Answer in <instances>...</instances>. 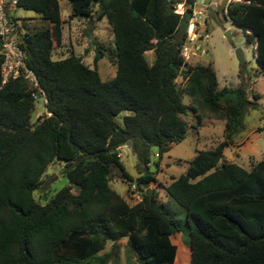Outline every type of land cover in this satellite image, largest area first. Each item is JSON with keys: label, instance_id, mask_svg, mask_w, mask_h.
<instances>
[{"label": "trees", "instance_id": "obj_1", "mask_svg": "<svg viewBox=\"0 0 264 264\" xmlns=\"http://www.w3.org/2000/svg\"><path fill=\"white\" fill-rule=\"evenodd\" d=\"M67 1L70 15L105 18L114 70L99 76V48L91 66L72 51L51 57L52 38L61 37L58 0H16V7L32 9L45 21L22 26L8 14L45 111L30 119L37 96L23 77L0 84V264H105L112 241L121 236L125 255H133L136 264H173L176 245L169 235L178 231V221L144 186L154 179L150 147L158 158L184 133L178 74L185 77L191 108L222 111L225 129L224 139L196 148L184 169L162 184L184 209L186 264H264V156L248 167L222 158L242 108L256 101L244 95L241 84L217 88L209 63L185 64L184 34L171 38L180 15L173 4L180 0ZM224 14L254 44L264 71V0H228ZM148 48L150 61L144 55ZM127 140L141 164L135 177L118 155L117 147ZM53 159L62 163L67 181L36 197L32 191ZM114 167L134 183L138 199L128 202L110 186Z\"/></svg>", "mask_w": 264, "mask_h": 264}, {"label": "rangeland", "instance_id": "obj_2", "mask_svg": "<svg viewBox=\"0 0 264 264\" xmlns=\"http://www.w3.org/2000/svg\"><path fill=\"white\" fill-rule=\"evenodd\" d=\"M228 0H193L190 6L182 3V0L173 4L175 11L181 12L184 7L192 9L188 24L183 32L181 53L185 64L209 63L214 71L216 87L243 85L246 89L244 95L254 99L256 105L247 102L242 108L240 122L231 131V141L223 144L222 158L230 159L236 163L248 167L250 162L264 156V129L257 127L264 124L262 109L264 108V71L257 63L254 53V44L245 41L242 27L224 14V6ZM59 13L61 16V37L58 41L54 38L50 51L51 57H58L72 51L78 53L84 63L92 65L94 48H99L100 55L95 59V67L101 78L112 75L114 66L108 56L111 46V31L105 18L88 17L81 14L70 15L67 0H58ZM15 23L39 24L45 22L39 14L32 9L16 7L13 10ZM228 31L229 39L224 34ZM246 31L247 27L244 28ZM243 42L241 46L242 62L238 61L234 54V47ZM147 61L153 54L150 48L144 50ZM184 64V65H185ZM181 87V101L185 104V111L181 117L186 125L183 135L176 141L170 142L167 147L157 156L154 154L155 147H150V159L148 167L154 169V179L149 180L145 188H152L155 200L163 202L169 212L177 219L179 229L173 238L176 240V250L173 264H186L189 256L187 244L188 234L184 222V209L170 199L162 187L171 175L182 171L187 164L188 158L196 148L213 146L217 141L225 138L224 119L222 111H210L205 107L196 106L192 109V101L189 93L183 88L185 77L178 74L175 77ZM257 93L255 97L252 93ZM41 97L38 95L33 100V108L30 119H34L38 113L44 112ZM200 117L197 119L196 113ZM119 158L124 169L133 177L138 175L141 164L127 143H121L117 147ZM157 158V163L153 160ZM61 162L53 159L45 167L41 174L39 186L32 193L38 196L52 191L65 183L66 177L61 175ZM114 167L111 170L109 184L128 202L133 199L126 189L127 181L123 180ZM130 185L128 184L127 188ZM110 241L105 243L103 249L108 248ZM125 237L121 236L112 241L105 264H136L133 255H125ZM177 251V252H176Z\"/></svg>", "mask_w": 264, "mask_h": 264}, {"label": "built area", "instance_id": "obj_3", "mask_svg": "<svg viewBox=\"0 0 264 264\" xmlns=\"http://www.w3.org/2000/svg\"><path fill=\"white\" fill-rule=\"evenodd\" d=\"M16 8V0H0V84L9 78L21 76L25 79L30 92L45 101L34 72L25 64L24 50L15 33V25L8 14ZM129 194L132 199L140 197L134 183H129Z\"/></svg>", "mask_w": 264, "mask_h": 264}, {"label": "water", "instance_id": "obj_4", "mask_svg": "<svg viewBox=\"0 0 264 264\" xmlns=\"http://www.w3.org/2000/svg\"><path fill=\"white\" fill-rule=\"evenodd\" d=\"M191 14V8L190 7H184L182 9V11L180 12L179 18H178V22L177 25L174 29L173 35L171 36V38L173 39L174 37H180L183 32L185 31L187 24H188V19L190 17ZM238 24V23H237ZM239 25V24H238ZM247 30L250 31V28L247 27ZM224 34L226 35V37L229 39V35H228V31L225 29ZM243 45V42L238 43V45H236L234 47V54L235 57L238 59V61L242 62L243 58H242V53H241V46ZM39 116V113L36 115V118ZM126 143H128V140L126 141ZM150 188L147 187L146 188V192L149 193Z\"/></svg>", "mask_w": 264, "mask_h": 264}, {"label": "crops", "instance_id": "obj_5", "mask_svg": "<svg viewBox=\"0 0 264 264\" xmlns=\"http://www.w3.org/2000/svg\"><path fill=\"white\" fill-rule=\"evenodd\" d=\"M175 233H177V232H174V233L170 234V235H169V238H170V240H171L172 242H174L175 245H176V240H175V238H173V234L175 235ZM176 252H177V251H176Z\"/></svg>", "mask_w": 264, "mask_h": 264}, {"label": "clouds", "instance_id": "obj_6", "mask_svg": "<svg viewBox=\"0 0 264 264\" xmlns=\"http://www.w3.org/2000/svg\"><path fill=\"white\" fill-rule=\"evenodd\" d=\"M191 11H192V9H191ZM246 28V27H245ZM43 102V101H42ZM44 103V102H43Z\"/></svg>", "mask_w": 264, "mask_h": 264}]
</instances>
